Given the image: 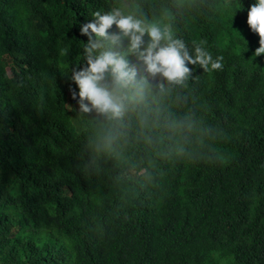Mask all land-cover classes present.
Instances as JSON below:
<instances>
[{"label": "trees", "instance_id": "trees-1", "mask_svg": "<svg viewBox=\"0 0 264 264\" xmlns=\"http://www.w3.org/2000/svg\"><path fill=\"white\" fill-rule=\"evenodd\" d=\"M125 2L0 0V264H264L256 0ZM112 9L203 42L222 69L147 77L118 119L80 111V28Z\"/></svg>", "mask_w": 264, "mask_h": 264}, {"label": "clouds", "instance_id": "clouds-1", "mask_svg": "<svg viewBox=\"0 0 264 264\" xmlns=\"http://www.w3.org/2000/svg\"><path fill=\"white\" fill-rule=\"evenodd\" d=\"M94 19L81 25L80 32L88 37L83 53L86 66L73 69L71 79L77 85L80 111L95 110L111 119L125 111V101L143 95L147 77L159 76L170 84H181L192 74L188 65H199L203 71L220 70L223 57L213 59L203 42L189 50L183 39L174 35L168 25L150 23L120 9L93 13ZM247 24L259 36L255 56L264 54V0H256L247 13ZM117 31H110L113 28ZM147 37V40H145ZM127 41L126 50L119 49ZM134 55L142 66L129 62ZM163 88V84H161ZM131 93V97L127 93ZM76 99L77 93H72ZM219 159H222L220 156Z\"/></svg>", "mask_w": 264, "mask_h": 264}, {"label": "rangeland", "instance_id": "rangeland-1", "mask_svg": "<svg viewBox=\"0 0 264 264\" xmlns=\"http://www.w3.org/2000/svg\"><path fill=\"white\" fill-rule=\"evenodd\" d=\"M129 2H130V0H126V2H125V3H126V4H128Z\"/></svg>", "mask_w": 264, "mask_h": 264}]
</instances>
